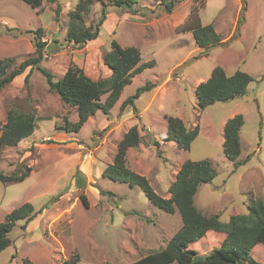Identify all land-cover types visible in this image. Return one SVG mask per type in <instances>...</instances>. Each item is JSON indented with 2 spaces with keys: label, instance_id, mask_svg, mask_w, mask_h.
<instances>
[{
  "label": "rangeland",
  "instance_id": "1",
  "mask_svg": "<svg viewBox=\"0 0 264 264\" xmlns=\"http://www.w3.org/2000/svg\"><path fill=\"white\" fill-rule=\"evenodd\" d=\"M247 1V10L241 12L244 21L233 35L240 0H183L170 14L157 0H138L133 10L104 0L107 13L98 37L77 45L67 34L69 12L79 0H43L37 8L23 0H0V58L10 61L9 73L38 55L36 41L45 43L40 65L54 80L74 66L94 79L109 76L104 55L113 39L139 47L141 63L153 61L133 76L109 114L99 109L78 132L64 127L66 121H78L77 107L62 100L38 67L28 66L0 90L1 130L12 107L34 110L39 117L31 135L0 153V172L6 175L31 167L24 181L0 179V220L25 202L38 211L28 223H16L0 264H22L25 258L32 264H61L75 251L82 264H128L167 244L182 225L180 214L154 205L141 187L103 175L119 141L135 124L142 140L129 148L128 164L162 196L170 197L178 170L191 158L209 159L217 170L215 179L200 185L195 195L205 214L217 213L228 221L246 213L251 200H264V0ZM195 4L201 6L203 24L212 23L224 40L207 52L198 47L192 32L179 30ZM102 8L103 1L95 0L83 27L96 26ZM217 65L228 74L242 69L254 80L243 97L201 109L195 88ZM148 81L156 86L135 101L137 113L131 106L121 112L122 102ZM237 113L245 116L238 165L223 152L225 122ZM169 115L179 116L188 128L200 125L189 150L167 140ZM220 244L206 237L198 247L207 253Z\"/></svg>",
  "mask_w": 264,
  "mask_h": 264
},
{
  "label": "trees",
  "instance_id": "2",
  "mask_svg": "<svg viewBox=\"0 0 264 264\" xmlns=\"http://www.w3.org/2000/svg\"><path fill=\"white\" fill-rule=\"evenodd\" d=\"M23 1L33 8L41 7L43 4V0ZM99 1H103V8L96 26L92 24L91 27H83L95 0H79L76 7L69 12L72 25L68 29V41L83 45L86 41L98 37L107 13L106 3L104 0ZM111 1V5L130 10H133L134 5L138 2V0ZM157 1L165 12L170 14L175 6L183 0ZM240 1V15L233 35L237 34V30L244 21V15L242 17L241 12L244 13L248 7L247 0ZM200 7L198 4L192 7L189 17L180 25L179 30L192 32L198 47L207 52L208 49L223 44L224 40L212 23L203 24L199 15ZM60 12L61 8L58 5L56 19ZM38 31L40 34L42 33V29ZM36 44L38 55L26 59L19 68L10 73L8 72L10 61L0 58V90L28 66L38 67L47 77L50 87L61 96L62 100L77 107L78 121H66L64 125L67 131L72 132L80 131L89 117L99 109L109 114L125 86L132 82L133 76L143 72L153 63V61L141 63L142 53L139 47L135 45L123 46L113 39L111 48L104 55L105 64L111 70L109 76L94 79L82 68L74 66L69 67L61 78L54 80L51 71L40 65L44 58L45 43L36 41ZM253 80L254 76L242 69L228 74L222 66L217 65L213 68L211 75L195 88L198 106L205 109L218 101L226 102L243 97ZM155 86L156 83L151 81L139 86L134 94L122 102L121 112L131 106L137 113L138 108L135 101L140 98L142 93L152 90ZM104 95L107 97L105 101H102ZM38 119L34 110L10 108L7 123L2 130L0 129V153L5 147L15 146L22 139L31 135L38 126ZM167 121V140L175 141L180 148L189 150L192 142L199 135L200 125L188 128L177 115H169ZM244 124V114L237 113L225 122L223 128V152L229 160L236 161V163L234 162L236 165L241 163L238 158L242 150L240 132ZM141 140L139 125L131 126L119 141L114 160L105 167L103 175L114 180L128 182L131 186L141 187L154 205L170 214L179 213L182 225L165 246L151 250L128 264H264V261L255 257H264L261 247L264 246V200L260 198L251 200L246 213L234 214L228 221L222 220L217 213L205 214L197 207L195 195L200 185L211 183L215 179L217 170L209 159L194 160L191 158L184 161L178 170L176 179L169 188L170 197H164L155 191L145 175L132 170L128 164L129 148L138 146ZM154 144L159 147L158 140H155ZM249 159L250 156L245 161ZM30 172L31 167L27 165L20 173L6 175L0 172V179L5 183L24 181ZM81 198L84 204L88 205L89 202L84 194L81 195ZM37 213L32 202H25L7 213L3 220H0V254L11 244L10 233L16 223L22 220L28 223L36 217ZM220 234L224 236L223 239L219 238ZM206 237L212 243L219 239L221 244L209 252L203 253L198 245ZM22 264H32V261L25 258ZM61 264H82L80 253L75 251Z\"/></svg>",
  "mask_w": 264,
  "mask_h": 264
}]
</instances>
